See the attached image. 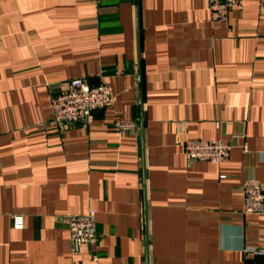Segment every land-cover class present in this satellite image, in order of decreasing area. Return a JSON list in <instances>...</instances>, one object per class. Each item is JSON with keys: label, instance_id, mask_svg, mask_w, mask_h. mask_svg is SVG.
Wrapping results in <instances>:
<instances>
[{"label": "crops", "instance_id": "crops-1", "mask_svg": "<svg viewBox=\"0 0 264 264\" xmlns=\"http://www.w3.org/2000/svg\"><path fill=\"white\" fill-rule=\"evenodd\" d=\"M74 78L114 102L54 122ZM194 139L229 160H188ZM247 180L264 184V1L214 22L209 0H0V264H72L68 216L90 209L83 264H264L242 250L264 246Z\"/></svg>", "mask_w": 264, "mask_h": 264}, {"label": "built area", "instance_id": "built-area-1", "mask_svg": "<svg viewBox=\"0 0 264 264\" xmlns=\"http://www.w3.org/2000/svg\"><path fill=\"white\" fill-rule=\"evenodd\" d=\"M211 19L214 22H226L231 10L241 8L247 0H209ZM264 1V0H261ZM114 92L109 82L103 81L93 85L87 78H74L65 83L53 96L52 119L54 122L74 125L89 118L94 112L109 108L114 102ZM114 129L120 134L139 135V124L131 118H118L113 122ZM246 151V149H245ZM230 144L223 139H194L185 143L184 153L191 161L221 164L229 160ZM243 212L250 214L264 213V184L247 180L242 185ZM14 227H23V217L14 218ZM70 250L72 264H83L79 255L84 246L97 242L96 211L90 209L85 214L68 216ZM246 256L264 255V246L246 245ZM92 264H106L100 261L97 253L90 255Z\"/></svg>", "mask_w": 264, "mask_h": 264}]
</instances>
